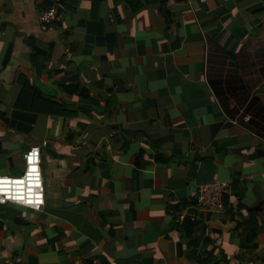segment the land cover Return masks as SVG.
I'll return each instance as SVG.
<instances>
[{
  "label": "crops",
  "instance_id": "1",
  "mask_svg": "<svg viewBox=\"0 0 264 264\" xmlns=\"http://www.w3.org/2000/svg\"><path fill=\"white\" fill-rule=\"evenodd\" d=\"M32 143L0 264H264V0H0V174Z\"/></svg>",
  "mask_w": 264,
  "mask_h": 264
},
{
  "label": "built area",
  "instance_id": "2",
  "mask_svg": "<svg viewBox=\"0 0 264 264\" xmlns=\"http://www.w3.org/2000/svg\"><path fill=\"white\" fill-rule=\"evenodd\" d=\"M56 1V0H53ZM61 14L55 8H40L38 19L40 27L45 28ZM23 169L18 175L0 174V203L12 202L32 209H39L44 203V183L41 168L39 144H30L22 153ZM228 191L226 180H211L198 185L195 203L201 210L218 211L223 206V197ZM182 213L178 216L182 217ZM72 264H100L96 258L85 261L81 257L73 259Z\"/></svg>",
  "mask_w": 264,
  "mask_h": 264
},
{
  "label": "trees",
  "instance_id": "3",
  "mask_svg": "<svg viewBox=\"0 0 264 264\" xmlns=\"http://www.w3.org/2000/svg\"><path fill=\"white\" fill-rule=\"evenodd\" d=\"M224 195H226V194H224ZM186 224V223H185Z\"/></svg>",
  "mask_w": 264,
  "mask_h": 264
}]
</instances>
